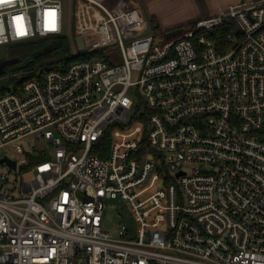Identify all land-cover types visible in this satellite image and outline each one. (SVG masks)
<instances>
[{
	"label": "built area",
	"instance_id": "built-area-1",
	"mask_svg": "<svg viewBox=\"0 0 264 264\" xmlns=\"http://www.w3.org/2000/svg\"><path fill=\"white\" fill-rule=\"evenodd\" d=\"M72 20L84 48L0 92V264H264V0L171 36L140 0H72ZM63 23L62 0H0V44ZM108 199L134 234L103 228Z\"/></svg>",
	"mask_w": 264,
	"mask_h": 264
},
{
	"label": "trees",
	"instance_id": "trees-1",
	"mask_svg": "<svg viewBox=\"0 0 264 264\" xmlns=\"http://www.w3.org/2000/svg\"><path fill=\"white\" fill-rule=\"evenodd\" d=\"M232 29H234V25L230 22H225L223 25L217 27L216 31L209 35L214 38L217 43L219 42L220 45H222L226 41V33ZM11 47H17L19 49L16 55H14L17 61L9 64L6 67V71L25 70V76L21 78L13 77L10 79V81L15 80L17 86H21L26 79L36 75L39 76L47 70L58 68L63 64L62 62L64 60L67 63L73 58L71 56V40L63 32L58 34H48L39 37L36 40L15 43L12 44ZM8 52L9 58H14L10 55L11 51ZM5 90L6 88L1 86L0 92ZM102 142L104 145L103 149L100 150L95 148V150L100 151L102 155H107L111 140H104ZM39 158L40 157H34L32 162L39 160Z\"/></svg>",
	"mask_w": 264,
	"mask_h": 264
},
{
	"label": "rangeland",
	"instance_id": "rangeland-1",
	"mask_svg": "<svg viewBox=\"0 0 264 264\" xmlns=\"http://www.w3.org/2000/svg\"><path fill=\"white\" fill-rule=\"evenodd\" d=\"M140 1L142 2V0ZM62 2H63V18H64L63 33H65L71 40V45H72L71 54L76 55L79 50L75 42V35H74V29H73L72 0H62ZM152 26L154 29H158V30L162 29V25H158L155 20H152ZM164 38H165V33H161L158 35V40H163ZM11 46L12 44L7 45L6 51H5V57L2 61L7 62V61H10V59H12V58H9L8 51H11L10 55L11 57H14V55H16L17 51L19 50L17 47L12 48ZM113 57H118V56H113ZM23 71L25 72V70ZM23 76H25V73L21 74L17 78H21ZM1 86L2 85L0 83V88ZM17 87L18 86L16 84V81L11 80L9 84L7 85L6 89L14 90ZM134 99L136 103L139 102V96L137 94L134 95ZM134 113H135V110L133 111L130 118L125 121V124H127L134 117ZM6 153H7L6 149L0 148V156H3ZM159 172H167V166L164 163H161V167L154 169V173H159ZM122 224H125L127 226L131 234L135 233L137 221L131 213L130 206L126 202L121 201V200H117V199L106 200L104 204L103 228L107 230H111V231H116L119 229V226H121Z\"/></svg>",
	"mask_w": 264,
	"mask_h": 264
},
{
	"label": "crops",
	"instance_id": "crops-1",
	"mask_svg": "<svg viewBox=\"0 0 264 264\" xmlns=\"http://www.w3.org/2000/svg\"><path fill=\"white\" fill-rule=\"evenodd\" d=\"M241 1L244 0H142L150 20H155L164 29L184 25Z\"/></svg>",
	"mask_w": 264,
	"mask_h": 264
},
{
	"label": "water",
	"instance_id": "water-1",
	"mask_svg": "<svg viewBox=\"0 0 264 264\" xmlns=\"http://www.w3.org/2000/svg\"><path fill=\"white\" fill-rule=\"evenodd\" d=\"M150 28H151V27H150V22L147 21V22L143 25L141 31H142V32H144V31H149ZM182 29H183V26H176V27H174V28H170V29L166 32V36L174 35V34L180 32V31H182ZM36 39H37V37L35 36V37H32V38H30V39H26V40H36ZM17 42H20V41H17ZM17 42H15V43H17ZM75 42H76V45H77V47H78L79 49H83V48H84V42H83V39H82L81 35H75ZM5 46H6V45L3 44V43L0 44V74L4 73V71L6 70V67H7L9 64H11V63L17 61L16 58H12V59H10V61H7V62H6V61H2V60L4 59V57H5ZM1 84H2L3 86H6V85L8 84V80H7V79L3 80V81L1 82ZM0 160H4V161L8 162V163L11 164L12 166H15V164H16L15 160L10 159V158L7 157V156H3L2 158H0Z\"/></svg>",
	"mask_w": 264,
	"mask_h": 264
}]
</instances>
